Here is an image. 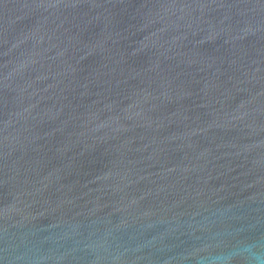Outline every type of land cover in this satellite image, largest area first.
<instances>
[{
	"label": "water",
	"instance_id": "95a60500",
	"mask_svg": "<svg viewBox=\"0 0 264 264\" xmlns=\"http://www.w3.org/2000/svg\"><path fill=\"white\" fill-rule=\"evenodd\" d=\"M264 0H0V264H261Z\"/></svg>",
	"mask_w": 264,
	"mask_h": 264
},
{
	"label": "clouds",
	"instance_id": "9594fccd",
	"mask_svg": "<svg viewBox=\"0 0 264 264\" xmlns=\"http://www.w3.org/2000/svg\"><path fill=\"white\" fill-rule=\"evenodd\" d=\"M261 264H264V261H261Z\"/></svg>",
	"mask_w": 264,
	"mask_h": 264
}]
</instances>
